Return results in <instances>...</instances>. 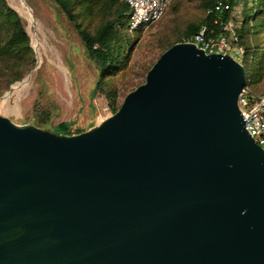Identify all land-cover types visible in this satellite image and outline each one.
Masks as SVG:
<instances>
[{"label": "water", "instance_id": "95a60500", "mask_svg": "<svg viewBox=\"0 0 264 264\" xmlns=\"http://www.w3.org/2000/svg\"><path fill=\"white\" fill-rule=\"evenodd\" d=\"M241 65L166 49L97 127L0 116V264H264V152Z\"/></svg>", "mask_w": 264, "mask_h": 264}, {"label": "rangeland", "instance_id": "374dc122", "mask_svg": "<svg viewBox=\"0 0 264 264\" xmlns=\"http://www.w3.org/2000/svg\"><path fill=\"white\" fill-rule=\"evenodd\" d=\"M5 1L23 22L29 50L12 57V70L6 66L0 69V116L17 126L29 125L50 133L58 123H70L69 136L97 127L113 115L124 97L144 82L147 71L164 50L178 41L187 42L183 36L187 24H198L205 15L200 0H170L161 20L147 30L133 35L122 31L127 50L116 70L95 91V64L52 0H22L31 19L20 14L19 0ZM245 3L249 9L256 5L254 0ZM92 6L88 13L83 7L85 11L78 18L90 32L114 18L109 0H93ZM242 6L244 0L239 1L238 11ZM251 18L245 26L236 24L237 32L242 30L234 45L255 51L256 62L248 60L246 66L247 85L260 95L264 93V32L258 26L259 20Z\"/></svg>", "mask_w": 264, "mask_h": 264}, {"label": "trees", "instance_id": "16d2710c", "mask_svg": "<svg viewBox=\"0 0 264 264\" xmlns=\"http://www.w3.org/2000/svg\"><path fill=\"white\" fill-rule=\"evenodd\" d=\"M81 1H83L84 4L79 3ZM235 1L236 0H200L201 7L205 14L204 18L198 24H187L185 30L183 31V36L187 39V41H190L203 27L207 30L206 35H209L208 30H214V32L217 33L219 29L213 25L212 16L207 14V10L217 2L232 6ZM245 1L246 0H244V7L242 6L239 11V24H241V26H245L247 18L252 17L251 19L253 20H259L258 26L261 31L264 32V0H254L256 5L251 9L247 7ZM52 2L64 15L75 34L78 36L88 58L95 64L98 77L96 79L94 90H100L101 81L116 70L117 64L122 60L127 50L128 43L126 38L121 35V32L124 31L127 35H133L140 33L141 31L129 32L127 30L129 10L124 3L117 2L116 0H109V4L114 11V18L111 21H106L100 24L93 32H90L85 27H82L78 21L81 12L85 11V9L82 10L83 7L86 8L87 13L90 12L93 7V0H52ZM169 4L164 14L168 9ZM222 16L225 18L227 13H222ZM161 18L158 21H160ZM241 30L239 29L237 32L236 29L237 39L241 38ZM182 42H184V40L178 41L177 43ZM238 46H240V44ZM243 47L244 57L242 67L245 82L247 84V62L248 60L251 63L256 62L257 57L254 50L251 51L248 47H245V45H243ZM28 50L29 38L24 30L21 18L6 4L5 0H0V69H2L3 66H6L12 70L14 67L12 57ZM108 95L109 94H107V96ZM115 111L113 110V113ZM69 124L70 123L66 122L58 123L55 127H53L51 133L55 135L69 136L67 133Z\"/></svg>", "mask_w": 264, "mask_h": 264}, {"label": "built area", "instance_id": "2783aa9c", "mask_svg": "<svg viewBox=\"0 0 264 264\" xmlns=\"http://www.w3.org/2000/svg\"><path fill=\"white\" fill-rule=\"evenodd\" d=\"M124 3L129 10L127 30L129 32L145 31L156 23L164 14L170 0H116ZM239 1L232 6L217 2L207 10L212 16V23L219 31L202 28L190 41L205 54H221L230 57L243 66L244 50L236 46V24L240 23ZM226 12L224 18L222 13ZM237 108L244 124V130L253 142L264 152V93L254 94L244 84L237 98ZM106 110V109H105Z\"/></svg>", "mask_w": 264, "mask_h": 264}, {"label": "bare ground", "instance_id": "6f19581e", "mask_svg": "<svg viewBox=\"0 0 264 264\" xmlns=\"http://www.w3.org/2000/svg\"><path fill=\"white\" fill-rule=\"evenodd\" d=\"M17 8L20 12V14H22L24 17H27L29 19H31L30 16V12L29 9L26 7V5L24 4V2L22 0H19L18 4H17ZM33 18V17H32ZM35 25V24H34ZM32 26V25H31ZM27 82V81H26ZM25 84V83H24Z\"/></svg>", "mask_w": 264, "mask_h": 264}]
</instances>
